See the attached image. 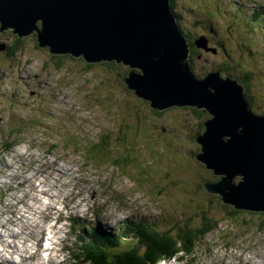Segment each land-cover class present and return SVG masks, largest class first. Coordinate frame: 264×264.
I'll list each match as a JSON object with an SVG mask.
<instances>
[{
    "label": "rangeland",
    "instance_id": "1",
    "mask_svg": "<svg viewBox=\"0 0 264 264\" xmlns=\"http://www.w3.org/2000/svg\"><path fill=\"white\" fill-rule=\"evenodd\" d=\"M221 1L181 0L178 2V10L185 11L186 14L191 16L193 13L187 10L190 6L195 9L196 13L206 11L209 14L212 12L221 13L220 8L224 7L226 9L227 2L232 6H238L237 1L234 3H231V0ZM256 9L264 10V7H256ZM212 17L213 24L221 31H218L219 35L217 37H211V41L213 44L222 42L223 46L219 44L217 47L221 46L223 48L221 51L207 48L209 42L202 38L205 36L197 39L200 43L195 44L194 47L191 46V52L188 54V63L193 78L204 80L209 74H222L230 80L236 81L241 69L250 71L257 80H255V92L250 87H248V91L250 96L251 93L255 94L257 103L260 101L257 104L256 112L263 111L264 39L257 32L248 30L249 24L246 22L240 21L241 25L237 24L238 26L231 27V21L227 25H223V21H219L217 15ZM177 21L180 27L179 19ZM205 25L207 24H203V29L194 28L191 25V27L188 25L186 27L192 32H203ZM41 28L42 23L40 20L36 24V31H40ZM11 30L10 28L0 31V198L4 203V208L2 206L0 211L7 216L8 220L15 219L14 216H11V211L15 209L19 213H24L23 207L32 202L28 199L23 207L12 206V197L21 196L23 201V196L20 195L22 188L17 186V182H22L26 178L27 162L34 159L35 154H39V156L47 155L44 151L46 145H40V149L33 152L37 148V144H29V150L24 139L33 137V133H36L37 136L43 134L45 136L44 141L56 146V148L62 144L70 146L72 143L69 142V137L63 135L61 130L65 127L64 123L71 124V122H75V130L83 133V138L76 140L75 136L74 141L78 146L75 144L76 147H71L70 150H65L64 147V149L59 148L55 150V154H59L60 162L63 163L73 152L76 155L77 164H80L83 169L96 173L100 171L104 174L101 178L109 183V186L115 188V191L105 190L100 192L104 188L99 190L94 187V190L100 192V195L103 196V200H98V203L112 206L114 210L124 216L131 211L138 210L139 214L133 216V221L152 222L156 228L163 230L173 229L178 224L187 223V217L190 216L188 212H195V214L200 215L207 208L210 212L213 211L211 217H213L214 212L218 214L217 222L219 223L215 230L210 231L205 238L207 231L202 235L199 229L202 227L201 216L197 218V225L199 224V235L195 239L198 244L197 256L202 259L211 256V263H217L221 255L228 253L233 255L243 253L242 255H244L249 251V253L255 251L259 257L264 258V226L261 224L264 217L260 216L264 212L247 211L246 214L238 216L237 219H231L218 206V208L214 205L208 208L206 205L197 204L200 201L195 199H201L203 196H190L194 194L195 186L204 179L207 183L220 181V177L215 175L212 170L207 169L204 163L192 159L197 150L199 153L202 150V146L197 142L200 135V125L214 119L213 115L204 108H195L203 113L201 116H196L187 110L194 107L182 106H170L154 113L148 100L127 93L124 79L129 74L127 75L122 64L121 68L115 69L107 66V64L115 61H101L95 62L89 67L90 64L83 57L51 53L49 47H40L37 32H31L20 37L16 35L19 38L16 36L14 38L11 36ZM261 33L264 35V30ZM127 68H130V66H127ZM137 72L140 73L139 70ZM120 77L122 80H120ZM252 84L249 83L250 86ZM47 87H50V89H47ZM244 89L245 96L248 98V92L245 87ZM54 92H58L59 95ZM29 93L37 94L41 100L31 103L30 109L25 111L21 104L19 108L15 96L21 95L24 98ZM59 99H63L64 103H62L65 105H62L61 101H58ZM55 106L60 109L66 108V116L62 113V110L61 113H47L55 115V117H52L51 122H47L45 119L47 108L52 109ZM19 111L22 113L28 112L25 115L27 117L21 120ZM138 112L142 113L144 120H137L142 130L140 128L135 130L139 129L145 137H150L151 132H153V136H158V139H148L150 143L145 144L146 150L156 154L153 162L150 163L152 171L155 173V180H162L164 168H167L170 172L168 180L162 183L161 186L151 184L149 169L135 159H127L123 166L119 163L121 161L119 160L114 163L117 166L115 165L113 171L104 162V158L96 156V154H99V150H102L108 151L105 158L111 161L115 159L116 153L114 149L110 148V144L114 142L115 133L117 134L116 144L122 146V144H119V139L123 137L121 133L123 134L126 131V129L123 130V124L125 123L123 120L136 116ZM127 113H129L128 117ZM262 116L264 117V115ZM145 117H148V121ZM6 118L10 122H6ZM132 122L136 121L132 118ZM27 123H29V128L26 125ZM154 131H157V133L154 134ZM106 132L112 133L103 137L102 134ZM162 133H167L165 135L167 139L175 138V140L167 141L171 144L170 152L164 151V148H156L155 143L160 141ZM41 137L43 136L39 138ZM140 138L144 139L142 135H138L137 140L140 141ZM123 140L127 143V140ZM128 141L130 142L131 139ZM7 142L18 144V148L14 150V152L17 151L16 153L12 149H8ZM90 142L94 144L93 147H90ZM128 145L131 146L130 154H132L131 152L138 154L137 158H139V153L143 150V143H140L139 146H135V143H128ZM176 147H178L177 150ZM181 147H183V150ZM93 158H95L94 162H90L91 165H89V161ZM69 159L72 160V156ZM4 163L5 165H3ZM71 163L74 162L71 161ZM2 166L5 168L1 171ZM118 166H121L120 173H118ZM73 173L76 175V172ZM101 178H99L100 181H102ZM119 181L126 182L128 188H125ZM240 181V176L235 178V182H238V184ZM190 183L196 185L193 187ZM161 194H165V199L160 196ZM215 196L221 204L223 200L220 195ZM124 198L131 199H128L130 201L121 206L120 200ZM188 205L190 207H187ZM223 206L229 207L230 205ZM32 207L37 211L45 208L37 203ZM73 207H77V204L72 203ZM110 211L111 208H108L106 214H109ZM219 212L222 213L219 214ZM251 212L254 214H250ZM30 213L33 220L39 224L42 225L45 222V228L40 231L46 234L55 225V219L59 216V213L54 212L52 217L39 219L35 212ZM54 230L56 237H60L59 229L54 228ZM134 237L138 238V235ZM20 241L23 240L19 238L17 243L19 244ZM120 242L119 239L115 241V244H120ZM133 245L135 246V243ZM134 246L122 243L119 250L121 253H134L131 252L135 250ZM66 249L70 254L71 250ZM227 250L230 252H226ZM146 252L147 247H145L142 255L145 256ZM177 254L171 256V261L162 264H176L175 257ZM86 262L87 264H93L91 260ZM222 264H225V262Z\"/></svg>",
    "mask_w": 264,
    "mask_h": 264
},
{
    "label": "water",
    "instance_id": "2",
    "mask_svg": "<svg viewBox=\"0 0 264 264\" xmlns=\"http://www.w3.org/2000/svg\"><path fill=\"white\" fill-rule=\"evenodd\" d=\"M171 4V0H0V31L11 28L19 37L37 32L40 47L83 57L90 65L115 61L130 66L124 82L153 109L205 108L214 119L197 138L202 146L199 161L220 177L205 188L239 210L264 212V117L249 109L237 80L222 74L193 78L190 45ZM40 20L42 28L36 31ZM238 176L241 181L236 184Z\"/></svg>",
    "mask_w": 264,
    "mask_h": 264
},
{
    "label": "trees",
    "instance_id": "3",
    "mask_svg": "<svg viewBox=\"0 0 264 264\" xmlns=\"http://www.w3.org/2000/svg\"><path fill=\"white\" fill-rule=\"evenodd\" d=\"M171 1H172V9L174 10L173 12H174L175 16H177V19H179L180 30L183 33V35L186 37V39L188 40L189 44L192 47L195 46L196 40L202 36H208L211 40V37H215V36L217 37V35H219L218 31H221V30L219 28L217 29L216 26L213 24L214 21H213V19H211V18H213L212 17L213 15L214 16L217 15L218 20L223 21V25H227V23H229V21H231L232 22L231 27H235V26H238L237 24H240V21H243V22H246L249 24L248 30H251V31L255 30L252 25L257 26V27H259V30H260L258 34H260V36L264 39V35H262V33H261V31H262L261 26H262V24H264V15H263L264 10H259L257 12H253V14H252V11L249 7L248 2L245 3L244 0H231L230 1L231 3H234L237 1L236 3H238V6H232L230 3L227 2L226 6H225L226 9H224V7L223 8L221 7L220 8L221 13H219V14H216L215 12H212L211 14H209L206 11L203 12L204 14L203 13H196L195 9L190 6V7H188L187 10L189 12L193 13V15L191 14V16L186 14L185 11L181 12V10H178V2L181 0H171ZM221 3H223V2L221 1ZM232 7H234V8H232ZM185 18H187V19H185ZM223 18H225L227 20H224ZM185 23L189 27L192 26L194 28L198 27V28H202V29H203V27H202L203 24H207V25L204 26V30H203V32L201 31L202 32L201 33V32L189 31L187 29ZM11 36L15 38L16 35H13L11 33ZM16 37H18V36H16ZM243 40H244V38H243ZM219 44L223 46L222 42ZM219 44H215V47L218 48L217 46ZM245 45H247V44H245ZM222 48L223 47L219 46L218 49H222ZM194 54H195V52H194ZM195 56H197V55L195 54ZM88 66L91 67V65H88ZM107 66L115 68V69L121 68L120 67L121 64H118L117 62H111V63L107 64ZM122 67H124V69L126 70L127 75L131 72L130 71L131 69L127 68V66H125L124 64H122ZM238 74H239V77H238L237 81L240 84H242L246 88V91L248 92L247 100H248V104H249V109L257 116L264 115V110L261 112H256L257 104H259L260 101H258V103H257V98H256L255 94L251 93V96H250V92L248 91V87L252 88V91H254V92L256 90V86H255L256 81L255 80H257V79H255V75L253 73H250V71H243V69H241ZM120 80H122L121 77H120ZM250 82H251V84L253 83L251 86L249 85ZM122 84H123V82H122ZM124 85H125V89H126L127 93L133 94L138 98V96L134 90H130L126 83ZM187 110L196 116L203 115L202 112H200L199 110H197L195 108L187 109ZM152 112L157 113V112H159V110H153V108H152ZM126 115L128 117L129 113H127ZM130 118H131V120H130ZM132 118L136 122L131 123ZM145 118H147L146 121H148V117H145ZM142 119L144 120L142 113L138 112L136 116L129 117V119L125 118L123 120V121H125L124 124L122 123L123 127H124L123 130L126 129V131L123 134L121 133V135L123 136L124 139L129 140L130 138H133V137L135 138L139 134H141L139 129L138 130H135V129L140 128L138 123H137V120L140 121ZM204 125L205 124L200 125V134L201 135L204 134V132H205V126ZM134 132H136V133H134ZM156 133H157V131H154V134H156ZM107 134L110 135L111 132H108ZM166 134L167 133L161 134L162 139L159 141V144H156V145H157V147H159L161 149L164 148L165 149L164 151L170 152L171 144H169L167 141L175 140V138L167 139V138H165ZM150 137L153 138L152 135H150ZM178 147H176V150L178 149ZM181 149L183 150V147H181ZM130 159H132V158H130ZM204 181H206V180L204 179ZM204 181H202L201 183H198L197 186H195L196 184L190 183V185L192 184L193 187L195 186V190L193 191L194 194H192L190 196H193V197L194 196H198V197L203 196V198H201V199H195L197 201H200L197 204L206 205V207H208V208H211L213 205L216 208L220 207L222 209V212H224L231 219H237L238 216H242L243 214L247 213L245 211L237 209L234 206L225 207L223 205H227V204H223V202H221V204H219L218 200H216L217 196H215L214 194H209L205 190ZM198 186H199V188H198ZM187 207H190V206L188 205ZM222 212H219V214ZM188 213L190 214V216L187 217V223L178 224L173 229L164 230V233H160L159 231H153V230H149V231L136 230L138 233V236L140 238V244L142 245V247H143V245L145 247H147V252H146L145 256H141V254H139L138 251H134V253H125V254L121 255L118 258V261L115 263H109L110 258L106 254H103L102 252H95V253L91 254V255H93V257L91 258L93 260L92 263L93 264H144V263L145 264L146 263H153L154 264V263H157L161 259H165V258L169 259L171 256L176 255L177 253H180L182 251L194 250L195 249L194 247L197 246V243H196L197 241L195 239H196L197 235H199V230H198L199 224L197 225V218L198 217L200 218V216H201L202 227L199 229H200V232L202 235L207 231L205 233V238H206L207 237L206 235L210 231H214L216 226L218 225L219 222H217V218H219V216L217 213L214 212L213 217H211L213 211L210 212V210H208L207 208H205L201 212L200 215L198 213L195 214V212L194 213L188 212ZM250 214H254V213L251 212ZM260 216L264 217V213L260 214ZM261 224H263V226H264V219L261 221Z\"/></svg>",
    "mask_w": 264,
    "mask_h": 264
},
{
    "label": "bare ground",
    "instance_id": "4",
    "mask_svg": "<svg viewBox=\"0 0 264 264\" xmlns=\"http://www.w3.org/2000/svg\"><path fill=\"white\" fill-rule=\"evenodd\" d=\"M62 56V55H61ZM75 57V56H74ZM81 59V58H80ZM203 109V108H202ZM205 109V108H204ZM206 110V109H205ZM88 151V150H87ZM69 158L67 159V160H65L64 161V164H66V162H69ZM168 166V165H167ZM78 170V169H77ZM77 170L76 171H74V172H77ZM43 171H45V169H41V172H43ZM73 170L72 169H70V168H66L65 170H64V175L65 176H67V177H69L70 176V172H72ZM173 178V177H172ZM146 181V180H145ZM233 182L234 183H236V184H238V182H235V180H233ZM118 186H119V184H118ZM90 189H92V187H90ZM113 189H115V188H113ZM161 192V191H160ZM27 197V196H26ZM52 207H54L53 205H52ZM17 218V217H16ZM15 220L16 219H14V220H10V222H15ZM103 223V222H102ZM89 226V223H86L85 224V229H87V227ZM110 232V234H113V235H115V233L113 232V231H109ZM100 234V233H99ZM68 241L69 240H67V244H68ZM7 246L8 247H12L13 245H12V243H9V244H7ZM70 245L68 244V247H69ZM61 250H62V252L64 253V251H66L67 249H66V244L65 243H63L62 242V246H61V248H60ZM72 253H70V255H71ZM1 263V262H0ZM1 264H3V263H1Z\"/></svg>",
    "mask_w": 264,
    "mask_h": 264
},
{
    "label": "flooded vegetation",
    "instance_id": "5",
    "mask_svg": "<svg viewBox=\"0 0 264 264\" xmlns=\"http://www.w3.org/2000/svg\"><path fill=\"white\" fill-rule=\"evenodd\" d=\"M158 113V112H157Z\"/></svg>",
    "mask_w": 264,
    "mask_h": 264
}]
</instances>
